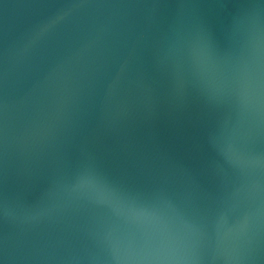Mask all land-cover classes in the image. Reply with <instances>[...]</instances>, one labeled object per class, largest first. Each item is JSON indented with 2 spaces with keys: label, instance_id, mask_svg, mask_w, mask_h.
Masks as SVG:
<instances>
[{
  "label": "water",
  "instance_id": "1",
  "mask_svg": "<svg viewBox=\"0 0 264 264\" xmlns=\"http://www.w3.org/2000/svg\"><path fill=\"white\" fill-rule=\"evenodd\" d=\"M0 264H264V0H0Z\"/></svg>",
  "mask_w": 264,
  "mask_h": 264
}]
</instances>
